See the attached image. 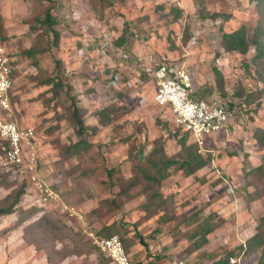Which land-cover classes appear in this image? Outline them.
I'll list each match as a JSON object with an SVG mask.
<instances>
[{"label": "rangeland", "instance_id": "1", "mask_svg": "<svg viewBox=\"0 0 264 264\" xmlns=\"http://www.w3.org/2000/svg\"><path fill=\"white\" fill-rule=\"evenodd\" d=\"M60 7L56 27L61 35L60 46L46 56L31 58L23 53L32 48L36 39L30 24L33 0H0L5 28L0 31V44L5 46L16 66L12 112L0 110V117L37 129L42 140V174L61 199L80 210L86 219L83 223L70 219L56 205L41 211L22 195L13 213L0 217V264H50L48 256L54 249L74 252L64 259H54V264H112L93 243L75 247L71 241L77 238L72 227H79L83 233L86 229L97 233L103 223L110 225L114 221L125 225L129 237L138 234L148 245L145 247L137 240L132 246L129 256L134 264H211L210 255L220 257L244 245L264 217V200L255 206V213L251 212V205L247 206L244 182L245 168L264 162V146L255 138L257 129H264V61L254 60L258 53L254 46L245 56L235 53L222 56L221 43L224 31L245 30L249 41L259 39L264 45V0H112V6L99 13L92 11L89 0H64ZM174 8L183 10L176 22L172 21L174 15L165 17ZM217 13L226 14L229 19H204ZM125 22L139 35L127 53L114 46V41L123 34ZM185 31L190 42L182 46ZM48 40L52 41L51 33ZM172 43L177 50L170 51ZM35 59L51 74L56 73L55 61H61L71 79L78 105L89 110L88 125L96 124L95 114L118 99L119 93L125 94L119 103L128 106L131 112L122 117L121 122L128 120L133 125L120 134L114 133L112 126L101 128L92 138L96 147L91 155L99 161L96 165L90 158L82 164L79 159L61 163L53 139L61 137L64 142L76 139L65 122L54 134H49L50 128L56 125L55 107L43 102L51 97L45 93L49 88L38 87L30 81V77L38 73ZM161 61L184 68L192 77L193 91L204 88L203 97L216 90L220 96L214 73V67H218L226 78L224 91L234 103L233 111L227 104L228 127L206 139L207 147L202 154L211 151L216 161L198 174L204 182L187 179L178 172L163 187L165 195H175L178 213L191 215L202 211V215L207 216L215 212L225 217L222 218L226 222L223 224L220 220V227L209 236V244L194 254L188 252L192 242L174 239L171 232L174 223L162 226L157 218L140 221L144 215L143 197L126 200L111 218L98 221L91 217L99 201L114 198L119 186L104 190L99 181L79 179L76 171L78 165L94 168L104 163L109 169H115L116 177L130 178L133 162L129 151L133 147L138 149L141 158L153 149L152 142L156 139L164 141L169 155L180 150L178 140L184 133L154 101L157 86L153 71ZM42 93L44 99L40 97ZM236 93H241V97H233ZM249 94L256 102L247 104ZM219 96L218 100L223 102ZM128 137L130 141L124 142ZM187 141L192 142L189 136ZM18 189L17 182L6 179L0 171V206L12 202ZM241 201L245 202L244 206ZM49 212L52 218L64 224L65 230L60 234H43L41 229L35 228ZM180 227L182 232L188 230L184 225ZM259 257L260 252L241 257L239 264H257Z\"/></svg>", "mask_w": 264, "mask_h": 264}, {"label": "trees", "instance_id": "2", "mask_svg": "<svg viewBox=\"0 0 264 264\" xmlns=\"http://www.w3.org/2000/svg\"><path fill=\"white\" fill-rule=\"evenodd\" d=\"M48 1V2H46ZM33 0L34 9L33 16L30 19L31 29L36 32V39H34V45L29 50L23 53V56L37 58L38 56H46L53 51L54 47L60 46V33L56 30L59 24V12L61 9V3L64 0ZM261 0H249V2H257ZM89 4L93 12H104L112 6V0H89ZM44 7V8H43ZM163 9V8H162ZM158 9V10H162ZM183 10L171 9L170 13L165 14V17L174 15L172 21L176 22L181 17ZM208 18L217 21L219 19L228 20V16L223 13H217ZM4 28V20L0 15V31ZM51 33L52 41L48 40V36ZM139 35L134 33L131 29V24L125 22L123 27V34L114 41V46L118 50H125L124 52H130V49L134 46L138 40ZM5 40V39H4ZM190 37L187 31L184 32V39L182 46L188 45ZM250 42V43H249ZM222 49L224 53L232 55L240 54L247 55L250 47L254 46L257 50V54L254 60L264 61V45L259 39L249 41L245 30L223 32L222 35ZM175 43L170 45V51L177 50ZM13 79L15 78L16 66L15 61L12 59ZM56 62V69L54 74H51L45 68L39 66L40 61L35 59L34 64L38 67V73L30 77V81L34 82L38 87H48L45 92L51 94V97L45 99L43 102L47 106L52 104L55 107L54 119L56 125L51 127L48 131L49 134H54L60 129L63 122L67 123L70 129L73 131V135L76 141L70 139L68 142H64L61 137L53 139L58 155L61 158V163L79 159L80 164L86 162L87 158L91 159V162L95 165L99 162L98 159L91 155L92 150L96 147L92 138H95L100 132L101 128L112 126L114 133L120 134L125 128L131 124L128 120L121 122V118L128 115L131 109L119 103V101L125 96L123 93H119L118 99L113 100L107 106L99 110L95 114V125H88L86 117L89 114V110L85 107L78 105L76 97L74 95L71 79L67 76L66 70L63 67L61 61ZM170 63L159 62L156 68L162 65H169ZM215 81L217 90L213 93L209 92L208 97H218L227 102L231 111H233L234 103L228 97V94L224 91L225 75L218 67H214ZM264 81V78L262 77ZM214 89L213 87H211ZM204 88H198L193 91L192 99L196 100L205 93ZM264 89V88H263ZM262 94L264 91L262 90ZM218 95V96H217ZM241 93H236L233 97L240 98ZM13 97V96H12ZM41 99H44V93L40 94ZM247 104L256 102L253 95H247ZM184 133V132H183ZM257 142L264 146V129H257L255 134ZM177 136V135H176ZM131 137L122 139L128 143ZM188 135L186 133L178 140L180 150L174 155H169L164 141L156 139L152 142L153 149L144 157H140L138 149L133 147L129 151V159L133 162V170L130 178L121 176L116 177L115 169H109L104 163L98 167H86L82 168L81 165L76 167V171L79 172V179H89L100 182L104 190L113 189L116 185L119 186V192L114 198H103L99 201V205L91 212V217L98 221H103L105 218H111L115 211H120L126 200H131L137 196L143 197L145 201L141 205V209L144 213L141 220L142 222L157 218L160 225L166 226L174 223L175 226L171 231L174 239H184L192 242L191 247L188 248L190 254H194L201 250L203 247L209 244V236L213 234L221 223H225L226 220L218 215V213L211 212L207 216L202 215V211H197L191 215L185 213H178L175 195H165L163 187L165 182L170 179L174 174L182 172L185 178H195L199 182H204L203 178L196 176L198 172L207 168L215 159L210 154L203 155L202 149L198 144L187 141ZM208 152V151H207ZM102 156V155H101ZM103 157V156H102ZM93 164V165H94ZM94 165V166H95ZM119 171V170H117ZM1 174L9 180L17 182L19 189L14 193L13 200L7 206H0V217L10 215L13 213L15 207L19 204L22 195L25 194L26 182H19L14 180L12 173L1 172ZM69 175V173L67 174ZM105 177L106 180L101 178ZM102 181V183H101ZM244 182L246 189V203L249 205L251 202L261 200L264 198V162L259 166L245 168L244 170ZM136 196V197H135ZM91 197V196H90ZM38 209V208H37ZM54 212V211H53ZM52 212L47 213L41 220V224L35 226L36 229H41L43 234L56 233L60 234L65 230L64 224L56 219L52 218ZM219 217V218H218ZM218 220L216 221V219ZM90 223V221H89ZM264 217L260 225L256 227V233L250 238L244 245L229 250L222 256L217 257L210 255L211 264H231V258L235 257H250L257 252H260V257L257 264H264ZM184 225L188 230L180 231V226ZM223 226V225H222ZM75 231L77 238L72 239V243L75 247L80 244H86L92 246V241L87 238L86 234L82 232L79 227H72ZM160 232V230H157ZM97 234L110 238L117 236L121 239L126 252L129 254L130 249L139 240L141 245L148 247L144 238L138 234L129 237V231L125 228V225L118 221H114L110 225L102 224V228L97 231ZM81 239V240H80ZM86 241H85V240ZM52 241V240H51ZM93 247H95L93 245ZM42 248V247H40ZM238 251V252H237ZM70 253H74L68 250L53 252L48 256L50 264H54V259H64ZM107 257V256H106ZM108 258V257H107ZM110 261L111 259L108 258ZM112 263V261H111ZM132 264H134L131 261ZM113 264V263H112ZM145 264V262H144Z\"/></svg>", "mask_w": 264, "mask_h": 264}, {"label": "built area", "instance_id": "3", "mask_svg": "<svg viewBox=\"0 0 264 264\" xmlns=\"http://www.w3.org/2000/svg\"><path fill=\"white\" fill-rule=\"evenodd\" d=\"M11 64L7 49L0 44V110L4 113L12 112L14 79ZM153 74L157 86L156 106L165 116L170 115L173 124L205 151L206 139L229 125L227 103L216 96L192 99V77L184 68L162 65L154 69ZM41 147V136L34 126L0 117V171L12 173L13 179L26 182L25 196L33 207L45 211L56 205L68 218L83 223L84 214L66 204L42 174ZM85 234L113 264H132L118 236L104 238L87 229ZM241 257L231 258L230 263L239 264Z\"/></svg>", "mask_w": 264, "mask_h": 264}, {"label": "crops", "instance_id": "4", "mask_svg": "<svg viewBox=\"0 0 264 264\" xmlns=\"http://www.w3.org/2000/svg\"><path fill=\"white\" fill-rule=\"evenodd\" d=\"M227 32H229V31H227ZM221 52V51H220ZM223 54L225 55L226 53H224V51H223V53H222V56H223ZM200 88V87H199ZM249 152H251V151H249ZM215 161L216 160H214L212 163H215ZM256 166H259V165H252L251 164V167H256ZM206 169V168H205ZM204 170V169H203ZM203 170H201L200 172H203ZM200 172H198L197 174H196V176H198V174L200 173ZM188 179V178H187ZM193 179H195L196 180V177L195 178H193ZM262 200H264V198L263 199H261V200H257V201H254V202H251L249 205H251V212L252 213H255V206H257L258 204H262ZM242 203H241V206H244V204H245V202L244 201H241ZM244 202V203H243ZM248 204H247V206H249ZM222 217H224V216H222ZM225 218V217H224ZM256 233V231H254L253 230V232H251V235L250 236H248L247 238L248 239H246V241H245V243L250 239V238H252L253 236H254V234ZM182 250V249H181ZM176 251V250H175Z\"/></svg>", "mask_w": 264, "mask_h": 264}]
</instances>
